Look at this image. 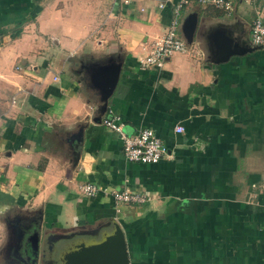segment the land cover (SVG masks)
Segmentation results:
<instances>
[{
	"label": "crops",
	"instance_id": "obj_1",
	"mask_svg": "<svg viewBox=\"0 0 264 264\" xmlns=\"http://www.w3.org/2000/svg\"><path fill=\"white\" fill-rule=\"evenodd\" d=\"M159 2L0 0V246L3 217L16 212L25 218L14 222L15 244L30 225L41 246L50 234L100 227L102 239L116 222L130 264H264V46L212 63L218 34L253 46L264 0H235L231 13L189 4L179 16L185 51L143 71L142 43L172 17ZM116 69L106 99L97 76ZM108 111L127 136L154 131L168 156L128 162L101 125ZM84 184L100 192L85 198ZM124 189L149 202L116 206L104 194Z\"/></svg>",
	"mask_w": 264,
	"mask_h": 264
},
{
	"label": "built area",
	"instance_id": "obj_2",
	"mask_svg": "<svg viewBox=\"0 0 264 264\" xmlns=\"http://www.w3.org/2000/svg\"><path fill=\"white\" fill-rule=\"evenodd\" d=\"M121 1L125 5H129L132 0ZM240 1L248 5L258 3V0ZM189 4L212 6L221 12L231 13L235 7V0H160L158 9H164L169 5L172 9V17L162 37L155 39L151 43H142L137 55L141 70L161 69L165 62L174 54L185 51V43L179 34V16L182 9ZM250 41L254 47L264 46V7L257 6L255 9V15L250 27ZM53 81L58 82L59 78L55 76ZM101 125L118 135L122 141L123 153L128 162L155 165L163 157L168 156L169 150L151 129H144L136 135L127 136L123 132V124L120 117L109 111L102 119ZM175 131L182 133L184 129L178 126ZM79 190L80 194L85 198H93L100 192L99 188L91 184H84ZM104 194L110 196L116 206H141L149 202V198L144 192H133L128 189L105 190ZM116 211L119 212V210Z\"/></svg>",
	"mask_w": 264,
	"mask_h": 264
},
{
	"label": "water",
	"instance_id": "obj_3",
	"mask_svg": "<svg viewBox=\"0 0 264 264\" xmlns=\"http://www.w3.org/2000/svg\"><path fill=\"white\" fill-rule=\"evenodd\" d=\"M215 43L217 52L212 63L217 65L227 63L234 56H244L259 48L232 44L222 34L217 35ZM118 77L119 69L107 74H98L97 79L103 84L106 99L111 96ZM111 225L113 230L110 234H104L102 239L99 238L100 227L94 231L50 234L44 238L41 246L39 234L33 232L30 236L28 235L27 239L31 244H28L26 250L31 248L33 251L27 260L32 261L33 264H37L39 259L41 264H46V262L49 264H130L125 234L116 222L109 223L105 228H109ZM76 236L81 238L75 244L64 245L65 241ZM46 249L48 254H46Z\"/></svg>",
	"mask_w": 264,
	"mask_h": 264
},
{
	"label": "rangeland",
	"instance_id": "obj_4",
	"mask_svg": "<svg viewBox=\"0 0 264 264\" xmlns=\"http://www.w3.org/2000/svg\"><path fill=\"white\" fill-rule=\"evenodd\" d=\"M20 25L21 24H19V25L16 24L15 26H20ZM15 32H17V31H15ZM79 198L81 199L80 196H79ZM15 213L16 212H14V213L12 212V213L6 215L5 217H3V221L7 225V231H6V233L4 232L5 239H3V243L0 246V264H3V263L4 264H18L16 261H13L10 258V253L13 250L14 244L16 242L15 235L17 234V228H19V227H17L16 223H14V222L24 220L25 216L23 214H17L15 216L14 215ZM70 215H71L70 211L63 210L62 215L60 216V220L64 222L63 227L67 226L66 223L68 222L67 220H68ZM14 218H17V219H14ZM21 228H23V227H21ZM24 229H25L24 231L28 232V234H31L32 232H34V230H36V225H30V227L24 228Z\"/></svg>",
	"mask_w": 264,
	"mask_h": 264
},
{
	"label": "flooded vegetation",
	"instance_id": "obj_5",
	"mask_svg": "<svg viewBox=\"0 0 264 264\" xmlns=\"http://www.w3.org/2000/svg\"><path fill=\"white\" fill-rule=\"evenodd\" d=\"M24 230H25L24 228H21V231H20V233H19V237L21 236V239H23V238H24V235H25L26 233H28V232H26V231H24ZM17 232H18V230H17ZM80 238H81V237L76 236V237L72 238V239L69 240V241H65V242H64V245H66V246H68V245H73V244H75V242H77ZM26 239H27V238L23 239L21 242L19 241V243H18V241H17V243H16V244L14 245V247H13V250H12L11 253H10V258L13 259V260H15L18 264H33L32 261L27 260L28 257H30V256L32 255V252H33V251H32L31 248H29V249H27V250H29V251L27 252L26 248H28V244H31V242L26 241ZM47 246H48V245H47ZM47 249H48V248H47ZM47 249H46V254H48ZM25 250H26V252H25ZM55 253H56V252H55ZM56 255H57V254H56ZM56 255H55V256H56ZM37 264H41L40 259H39V261H38ZM46 264H49V263L46 262Z\"/></svg>",
	"mask_w": 264,
	"mask_h": 264
}]
</instances>
